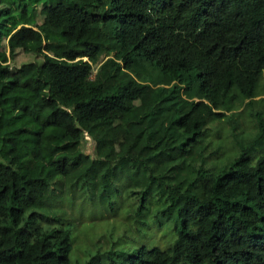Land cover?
<instances>
[{
  "label": "trees",
  "instance_id": "1",
  "mask_svg": "<svg viewBox=\"0 0 264 264\" xmlns=\"http://www.w3.org/2000/svg\"><path fill=\"white\" fill-rule=\"evenodd\" d=\"M263 73L264 0H0V264H73L63 203L128 189L175 238L85 264H264Z\"/></svg>",
  "mask_w": 264,
  "mask_h": 264
},
{
  "label": "rangeland",
  "instance_id": "2",
  "mask_svg": "<svg viewBox=\"0 0 264 264\" xmlns=\"http://www.w3.org/2000/svg\"><path fill=\"white\" fill-rule=\"evenodd\" d=\"M73 1L82 2L83 0ZM40 17L37 15L36 21H39ZM61 41L65 43V49L68 52L83 50L82 46L72 40L61 38ZM5 56V63L8 64L9 69L36 59L34 55L24 54L20 50H16L13 57L9 56L5 50ZM262 84L264 86V73L262 74ZM226 133L230 135L224 128L223 139L213 137L214 145L220 146L221 155L218 156V159L211 157L212 163L219 160L218 164L221 165V162L223 163L225 160V154L232 155L235 150L233 139L227 137ZM83 147L90 149L89 139H86ZM4 169L6 168L0 167V170ZM7 180L13 188L24 187L31 193L36 191L31 180L22 182L12 172L8 171ZM130 190L116 195L111 209H107L105 204H99L94 197H89L87 193H82L76 200L70 201L72 204L70 207L66 206L65 202L63 203L62 208L68 214V222L74 224L72 227L74 241L70 252L73 264H85L84 261L89 255L96 251L105 252L112 244L114 250L128 253L132 247L137 245L156 246L162 249L172 243L175 238V219L165 217L162 225H158L152 214L156 211L154 205H147V210L145 208L139 216L134 215L139 195L131 194ZM101 264H111V262L107 259Z\"/></svg>",
  "mask_w": 264,
  "mask_h": 264
}]
</instances>
